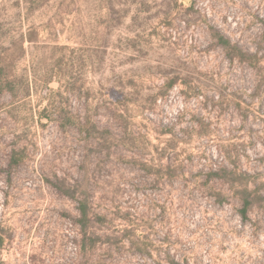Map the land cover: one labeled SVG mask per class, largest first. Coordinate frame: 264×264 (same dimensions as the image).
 Returning a JSON list of instances; mask_svg holds the SVG:
<instances>
[{
  "label": "rangeland",
  "instance_id": "rangeland-1",
  "mask_svg": "<svg viewBox=\"0 0 264 264\" xmlns=\"http://www.w3.org/2000/svg\"><path fill=\"white\" fill-rule=\"evenodd\" d=\"M223 169L264 184V0H0V264H264Z\"/></svg>",
  "mask_w": 264,
  "mask_h": 264
},
{
  "label": "trees",
  "instance_id": "trees-1",
  "mask_svg": "<svg viewBox=\"0 0 264 264\" xmlns=\"http://www.w3.org/2000/svg\"><path fill=\"white\" fill-rule=\"evenodd\" d=\"M219 40L226 47H231L229 41L223 36H218ZM232 48V47H231ZM219 172L224 173L222 177L230 178V183L236 185V194L240 202V216L242 219H247L250 212L254 210L255 207H259L264 203V184L261 186L250 187L248 181L249 175L246 172H237L236 170H220ZM219 172L214 173L215 176H219ZM220 177V176H219ZM86 204L82 203V208L80 210V220L79 223L84 230V235L86 236L87 230L89 229L91 218L89 216L88 209L85 207ZM172 264H179L174 263Z\"/></svg>",
  "mask_w": 264,
  "mask_h": 264
}]
</instances>
